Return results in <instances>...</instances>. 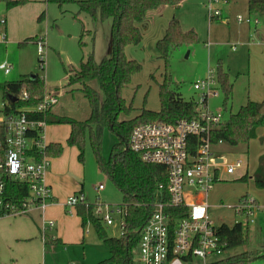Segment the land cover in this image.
Masks as SVG:
<instances>
[{"label":"rangeland","instance_id":"obj_1","mask_svg":"<svg viewBox=\"0 0 264 264\" xmlns=\"http://www.w3.org/2000/svg\"><path fill=\"white\" fill-rule=\"evenodd\" d=\"M77 1L79 0H66L60 5L49 0H29L10 9L0 1V21H7V26L0 24V33H7L6 40L0 42V84L19 80L23 75L37 74L43 79L46 91L60 94L58 108L61 115L85 120L90 116L88 102L79 83L69 84L67 71L73 68L78 70L81 61L90 53H93L97 62L111 55L112 19L102 20L99 14L93 18L85 12H80ZM209 1L182 0L179 7L164 5L159 7L162 12L155 11L159 8L146 12L144 21L138 25L143 34L142 41L137 45L130 44L125 47L127 58L137 60L142 69L133 75L131 82L123 89V98L127 105L132 104V111L130 114L121 113L119 120L136 117L144 108L160 110V86L164 82L166 68L156 43L164 36L174 14L183 29H193L199 39L196 42L182 41L170 47L169 89L179 92L185 100L195 103L201 93L194 88V83L204 79L208 71L213 69L217 74L218 95L208 98V106L210 110L223 116L222 122H227L231 114L238 112L248 100L264 99V49L247 45L248 34L244 30L245 25L236 19L240 14L257 15L249 11L248 0H219L216 4L212 1L214 6L220 8L222 16L230 22H211L208 18ZM259 18L256 37L261 40L264 21ZM38 40L44 41L42 56L38 52ZM237 43L236 50L233 51L231 46ZM6 63L11 65L9 74L5 73ZM220 73L226 75L232 86L229 96L219 81ZM90 85L99 92L102 99L103 92L99 82L93 80ZM3 101L0 89V114ZM47 131L51 133L52 141L62 146L61 153L51 157L48 170L56 178L60 194L62 193L58 195V201L65 204L68 197L83 186L87 203H95L97 196L101 202L110 206L123 203L121 192L98 167L88 134L85 140L84 162H81L77 147L67 142L70 132L68 124H49ZM117 141L118 136L111 129L102 130L101 153L104 157L109 156ZM213 151L218 156L226 157L230 163L239 159L243 162L242 168L234 174L223 175V179L216 183L209 194L211 210H215L213 216L217 218L218 225H222L221 219L227 223L233 219L230 209L219 208L218 205L238 206L241 204V197L247 196L255 199L262 207L249 218L247 241L229 249L220 259L247 252L253 256L249 264H264V187L258 186L254 180L260 156L264 153V140L254 139L248 145L238 146L222 142L215 145ZM246 174L247 179H241ZM99 184H102L104 189L97 194L95 187ZM65 207L63 213L67 218L76 220L77 231H73L72 223H67L61 228V238L57 233L61 222L53 219L56 227L49 232H53L54 236L62 241H50L45 248L47 254L44 259L40 253L37 255L32 252L36 250L35 243L32 244L30 240L18 242L9 237L20 225L23 226L28 216H17L16 219L14 216L4 217L5 219L0 221V264H98L108 259L109 249L99 239L93 224L89 222L83 227L76 207ZM67 210L72 211L73 215ZM49 216L46 219L52 220ZM240 220L245 222L246 217H241ZM43 224L41 221L42 230L48 229V226ZM101 224L108 236H120V229L116 225L108 226L104 222ZM195 260L197 263L198 259ZM212 260L215 258L208 257V261Z\"/></svg>","mask_w":264,"mask_h":264},{"label":"built area","instance_id":"obj_2","mask_svg":"<svg viewBox=\"0 0 264 264\" xmlns=\"http://www.w3.org/2000/svg\"><path fill=\"white\" fill-rule=\"evenodd\" d=\"M212 1L216 4L219 0L209 1V21L229 23ZM236 19L240 24L260 23L259 16L251 14H240ZM0 23L6 24V20L1 19ZM6 38V31H2L0 42ZM37 44L42 56L44 41L38 40ZM233 49H236L235 45ZM10 72L11 65L6 63L5 73ZM217 83L213 69L204 79L194 83V88L201 93L194 105L197 117L176 118L171 122H143L129 135L126 149L144 163L163 165L168 173L166 195L164 197L162 192L158 195L152 215L140 229L136 264H211L228 251L223 236L237 223H249L255 211L262 209L255 199L246 196L238 206L218 205L230 209L233 215L230 223L221 219L222 225L219 226L213 216L215 210H211L209 203L210 192L223 175L234 174L243 165L240 159L230 163L226 157L213 151L217 144L211 140V131L213 125L222 122L223 116L209 109L208 98L218 95ZM27 98L26 88L18 96L11 95L7 103L3 102L0 114V208L5 209L4 216L26 215L33 209L44 211L54 197L46 178L51 164L46 118L49 113H54L60 94L46 91L36 105H17ZM9 181L26 184L28 195L17 202L8 201L6 185ZM103 189L102 184L95 187L97 194ZM90 204L94 205V215L100 222L116 225L120 236L123 234L128 212L124 203L110 206L101 202L99 196L95 203H87L85 195L79 192L69 196L65 206ZM244 216L245 222L240 220ZM45 225L50 230L55 226L53 221H46ZM208 257L215 260L208 261ZM195 259H198L197 263Z\"/></svg>","mask_w":264,"mask_h":264},{"label":"trees","instance_id":"obj_3","mask_svg":"<svg viewBox=\"0 0 264 264\" xmlns=\"http://www.w3.org/2000/svg\"><path fill=\"white\" fill-rule=\"evenodd\" d=\"M8 9L23 5L29 0H0ZM60 5L66 0H49ZM182 0H79L77 4L80 12H85L96 18L98 14L102 20L111 18V55L97 62L93 53L81 61L78 70L67 71L69 84L79 83L86 98L90 116L85 120H78L71 116L49 113L47 123H64L70 126L67 142L76 146L78 158L84 162V149L87 134L95 155L96 162L101 171L110 178L116 188L121 192L123 203L127 205L128 212L125 219L126 227L119 237L108 236L100 220L94 215V205L76 206L77 215L81 218L82 226L92 223L99 239L108 247L110 257L98 264H136L135 252L140 240V229L147 222L154 210L158 195L167 192L168 173L160 164H147L139 157L126 149L132 129L143 122H171L176 118H195V103L185 100L181 94L169 89L170 74L168 73L169 49L173 44L182 41H198L197 33L191 29L185 31L180 20L173 16L168 24L164 36L156 43L160 58L163 59L166 72L164 82L160 86L159 111L144 108L133 118L119 120L121 113L130 114L132 104L127 105L123 98V89L131 82L133 75L140 72L141 64L135 59H129L125 53L127 45H137L143 39L139 24L145 19L146 12L164 5L179 6ZM248 9L264 21V0H248ZM42 61V60H41ZM23 75L19 80L7 81L0 84L3 93V102L7 103L11 95L18 96L26 88L28 98L25 102H14L18 106L36 105L42 101L46 92L44 81L37 74ZM97 80L103 98L99 92L90 85ZM219 81L227 96L232 92L225 74L220 73ZM226 105V104H225ZM226 108V106H225ZM37 118H40L39 116ZM264 127V99L262 101L248 100L238 112L231 114L227 122L213 125L211 140L214 144L220 141L231 146L248 145L257 137V130ZM104 128L111 129L118 136L109 156L101 153V137ZM62 146L59 143H50L48 155H59ZM241 179H247V174ZM256 184L264 187V155L260 159L257 174L254 176ZM26 184L9 181L6 185L8 201L17 202L28 195ZM83 192V191H81ZM246 196H242L243 199ZM6 213L0 208V216ZM249 223L239 222L233 230L223 238L227 242L226 249L245 243L248 239ZM49 243L50 240H47ZM264 256V253L263 255ZM253 256L247 252L235 254L219 259L211 264H249Z\"/></svg>","mask_w":264,"mask_h":264},{"label":"crops","instance_id":"obj_4","mask_svg":"<svg viewBox=\"0 0 264 264\" xmlns=\"http://www.w3.org/2000/svg\"><path fill=\"white\" fill-rule=\"evenodd\" d=\"M159 10H160V12H162V8H159V9H157L155 11H159ZM243 15H247V14H243ZM173 16H176V15L174 14ZM259 24H257V25H247V24H244L245 25V29L244 30L248 34V37H247V41H248L247 42V45L248 46H252V45L255 46L256 45V46L262 47L264 49V31H263L261 40H258L257 37H256V34H258V26H259ZM1 25H6L7 26V21H6V24H1ZM6 26H5V28H6ZM234 45L237 46L238 43L237 44H234ZM231 47H232V50L233 51L236 50V49L235 50L233 49V45ZM253 100L254 101H257L259 99H253ZM59 110H60V108H58V105H57V107L54 109V113L61 115V113L59 112ZM68 136H69V134H68ZM255 139L264 140V127L257 130V137ZM46 140L49 143H55L54 141H52V139H51V133L49 131L46 132ZM263 155H264V153L260 156V159H261V157ZM246 173H248V169H247V172ZM46 178H47L48 184L51 186V189L54 191V194H55V196L53 194V196H54L53 197V201L46 207V209L44 211H42L40 209H33L29 214L19 215V216H28V218H26V221L23 224V226L20 225V228H18L16 230V232H14V234H12L11 236H9L10 238H12V239H14V240H16L18 242L19 241H29L30 240V242H32V244L35 243V249L36 250H33L32 252L36 253L37 255L40 253L42 259H44L45 258V255L47 254L46 251H45V248L48 246L47 240H50V241H58V242L62 241L58 237L54 236L53 232H49V231H52L56 227L55 220H53V219H57L58 221L61 222L60 230H58V232H57L58 235L61 238H63V237H62V234H60V232H61V228L64 225H66L67 223H72V225L74 226V229H73L74 232L77 231V226H78L75 219H73V218H67L64 215V213H63V209L65 207V204H62V202L58 201V199H59V196L58 195H61L62 193L60 194V189H58L59 186L56 183L57 182L56 181V178L54 176H52L51 171H47ZM78 191L79 192L83 191L82 192L83 194L85 193L84 192V189H83V186H82V189H80ZM78 191H76V192L79 193ZM68 213H70V215H73V212L70 211V210L68 211ZM47 216L51 217L52 220H47L46 219ZM4 217H7V216H1L0 217V221L3 220V219H5ZM16 217L17 216H14L13 218L16 219ZM41 221L44 224L46 223V221H53L54 224H55V226L51 230L50 229H44V228L42 230V228L40 226ZM16 223H17V221H16ZM2 247L4 249H6V246L5 245H3ZM108 257H110V255Z\"/></svg>","mask_w":264,"mask_h":264},{"label":"water","instance_id":"obj_5","mask_svg":"<svg viewBox=\"0 0 264 264\" xmlns=\"http://www.w3.org/2000/svg\"><path fill=\"white\" fill-rule=\"evenodd\" d=\"M32 78H35L34 75H31Z\"/></svg>","mask_w":264,"mask_h":264},{"label":"bare ground","instance_id":"obj_6","mask_svg":"<svg viewBox=\"0 0 264 264\" xmlns=\"http://www.w3.org/2000/svg\"><path fill=\"white\" fill-rule=\"evenodd\" d=\"M219 226H221V225H219Z\"/></svg>","mask_w":264,"mask_h":264}]
</instances>
